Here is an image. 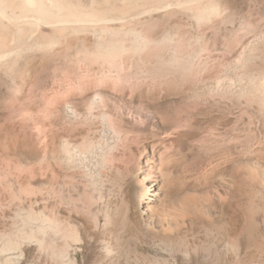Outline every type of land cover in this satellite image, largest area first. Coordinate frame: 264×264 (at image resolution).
<instances>
[{
	"label": "rangeland",
	"instance_id": "374dc122",
	"mask_svg": "<svg viewBox=\"0 0 264 264\" xmlns=\"http://www.w3.org/2000/svg\"><path fill=\"white\" fill-rule=\"evenodd\" d=\"M212 1L216 25L162 12L179 62L119 56L111 73L102 64L60 85L36 54L0 75V264H264V182L238 179L264 165V116L222 93L240 48L264 47V0ZM160 171L181 184L177 197L202 198L221 175L237 182L191 234L164 238L137 202L142 177L159 191Z\"/></svg>",
	"mask_w": 264,
	"mask_h": 264
},
{
	"label": "bare ground",
	"instance_id": "6f19581e",
	"mask_svg": "<svg viewBox=\"0 0 264 264\" xmlns=\"http://www.w3.org/2000/svg\"><path fill=\"white\" fill-rule=\"evenodd\" d=\"M220 9L219 4L212 0H0V75L12 72L20 61L35 57L36 54L48 58L50 62L48 69L51 68V72L44 80L60 85L80 82L83 78L81 76H85V74L81 75L83 70L88 69L95 74L104 64L107 68L110 65L111 69H108L111 73L116 66L111 64L119 56L120 58L127 55L129 57L138 55L137 58L160 56L162 51H166L170 55L169 62H179L181 50L175 43V36L169 32L162 34V12L172 13L173 16L179 12L184 13L188 17H193L199 26H202L200 24L209 26L210 23H214V17L222 14ZM149 26H154L155 30H152V33H149ZM206 28L208 27L205 26ZM205 29L200 31L202 35L207 34ZM243 36L236 40L237 43L234 42L237 49L243 46ZM204 47L205 45L199 47V50ZM256 50L247 53L240 48L236 61L234 60L239 72L236 76L228 78L229 84L223 85L222 93L231 90L239 94V100L242 98L245 104L255 106L264 116V47L259 52ZM222 56L226 57L225 52ZM118 67L115 69L117 72ZM110 73L108 75H111ZM86 79L89 80L88 82L92 81L91 78ZM217 80L221 85L227 79L223 76ZM224 100L220 102H225ZM260 171L250 166L244 171L243 177L238 179L262 183L264 165L261 166ZM229 176L221 175L218 178L219 183L211 189L213 194L205 190L202 198H196L194 194L193 196L189 193L177 197L181 184L176 179H171L164 171L156 180L161 188L157 187L159 191L154 194L150 192V186L145 184V176L142 177L137 202L145 206L146 213L142 216L145 228L150 233L164 238L183 237L184 239L189 232L191 234L192 227L196 223L208 218V211L217 209L216 199L224 202L226 194L222 192V187L232 186L237 182L235 177Z\"/></svg>",
	"mask_w": 264,
	"mask_h": 264
}]
</instances>
